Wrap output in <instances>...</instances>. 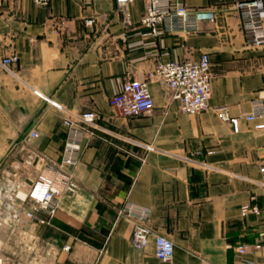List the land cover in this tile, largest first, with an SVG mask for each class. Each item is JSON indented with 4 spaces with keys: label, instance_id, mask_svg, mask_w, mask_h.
Returning a JSON list of instances; mask_svg holds the SVG:
<instances>
[{
    "label": "crops",
    "instance_id": "1",
    "mask_svg": "<svg viewBox=\"0 0 264 264\" xmlns=\"http://www.w3.org/2000/svg\"><path fill=\"white\" fill-rule=\"evenodd\" d=\"M182 1L205 14L198 30L156 37L141 27L144 0L127 3L128 19L116 0H0V216L14 220L19 234L29 223L21 227L13 191L30 190L38 157L60 161L66 139L64 113L45 97L96 116L73 169L80 188L59 199L45 226L56 253L51 264H239L242 244L244 259L264 264V213L241 212L263 206L264 130L243 120L234 133L216 111L226 106L239 116L264 104V47L246 44L237 5L248 0ZM203 52L213 72L207 109L182 112L158 79L149 84L153 110L124 117L110 105L126 80ZM12 55L18 61L3 66ZM33 127L40 135L27 141ZM126 200L151 210L153 234L143 250L131 243L133 221L118 216ZM155 234L174 241L171 262L156 257Z\"/></svg>",
    "mask_w": 264,
    "mask_h": 264
},
{
    "label": "built area",
    "instance_id": "2",
    "mask_svg": "<svg viewBox=\"0 0 264 264\" xmlns=\"http://www.w3.org/2000/svg\"><path fill=\"white\" fill-rule=\"evenodd\" d=\"M33 1L37 5H47L50 0ZM131 1L133 0H116L118 7L125 9L127 19L130 14L127 12L126 5ZM144 3L141 27L147 34L156 37L179 32H195L198 30L199 22L205 16L204 13L189 7L182 0H144ZM237 8L241 16L246 44L251 47H264V1H242L238 3ZM206 16L213 18L210 14ZM85 22L92 24L94 19L89 18ZM17 61L18 56L12 55L4 58L2 64L9 67ZM212 78L211 59L207 52H203L197 60L160 61L149 73L147 79L130 78L126 80L111 97L110 105L116 113L124 117H135L153 110L155 101L149 84L154 79H158L166 87L171 98L178 101L182 112L199 113L210 106ZM45 99L51 106L64 113L63 125L66 128V139L60 161L52 164L38 157V161L41 162L40 171L36 181H32V188L31 191L29 190L27 199L39 204L41 208L48 209L53 214L56 211L55 202L59 197L75 193L80 188L73 169L81 160L83 140L89 128L95 125L96 116L74 113L50 97H45ZM216 111L223 121L230 123L234 133L242 131L243 120L254 122L255 129L264 130V121H258L264 117V104L260 102L255 103L253 111L239 116L231 115L226 106L216 107ZM39 135V131L33 127L27 134V141H32ZM123 138L132 140L126 136ZM260 171L262 173L260 183L264 187V163ZM19 188L20 186L13 192L18 193ZM27 199L23 201V205ZM241 212L243 216L249 213H264V199L262 207L246 204L242 206ZM28 213L32 219L35 218L32 212ZM150 215L151 210L148 207L129 200H126L118 210L119 217H126L133 221L131 243L136 250H143L153 234L149 224ZM154 246L158 259L163 262L173 260L175 243L171 238L155 234ZM70 248V245L64 246V250H70ZM261 248V244L255 245L256 250ZM237 251L241 257L239 264H258L253 260L244 259L249 251L247 245H239Z\"/></svg>",
    "mask_w": 264,
    "mask_h": 264
},
{
    "label": "rangeland",
    "instance_id": "3",
    "mask_svg": "<svg viewBox=\"0 0 264 264\" xmlns=\"http://www.w3.org/2000/svg\"><path fill=\"white\" fill-rule=\"evenodd\" d=\"M59 199L55 202L56 211L53 214L32 201L35 204L34 210L28 212H32L35 218L25 228L28 233L21 232L19 234L18 225L14 220H3L4 215L0 216V259L2 261L4 258L6 264H51L55 259L53 255L56 253H53L52 245L48 239L51 233L45 226L55 217ZM28 200L24 204L28 203ZM6 217L8 218L5 215ZM33 222L38 225L34 227ZM0 264H4V262H0Z\"/></svg>",
    "mask_w": 264,
    "mask_h": 264
},
{
    "label": "bare ground",
    "instance_id": "4",
    "mask_svg": "<svg viewBox=\"0 0 264 264\" xmlns=\"http://www.w3.org/2000/svg\"><path fill=\"white\" fill-rule=\"evenodd\" d=\"M31 188H32V185H31ZM31 188H30V191H31ZM22 192L24 194H21ZM28 193H29V191H18V193H15V195H13L15 199H18L19 201H21V204L19 205L20 209H19V212L17 214L18 215V221L21 224V227H25L27 225V223H30V221L32 219L31 216L29 215L28 211H25L24 207H22L23 201L28 198ZM2 200L3 199H1V196H0V204H2ZM22 215L24 217H22ZM0 262H3V261L0 259Z\"/></svg>",
    "mask_w": 264,
    "mask_h": 264
}]
</instances>
